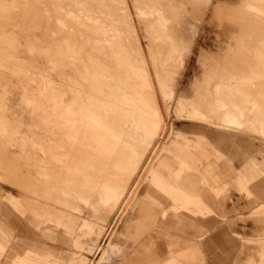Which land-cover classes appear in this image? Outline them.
<instances>
[{"label":"rangeland","instance_id":"obj_1","mask_svg":"<svg viewBox=\"0 0 264 264\" xmlns=\"http://www.w3.org/2000/svg\"><path fill=\"white\" fill-rule=\"evenodd\" d=\"M144 1L140 7L148 11L147 15L137 14L138 6L127 0L129 17L122 18L119 11L113 13L109 34H99L92 24L79 25L76 19L66 17L55 22L49 13H39L41 9L47 10L48 0H0V214L10 216L21 228L29 230L30 238L37 239L40 245L74 254L68 264H118L122 257L133 254L141 238L138 228L133 234L120 237L121 226L112 240L120 250L111 253H107L106 237L102 243L90 244V240H99L111 232L138 201L145 213L152 214L153 217L145 218L149 223L160 221L163 210H171L170 199L183 209L197 207L185 194L160 185H192L196 181L206 184L207 177L200 169L207 159L203 155L210 153L209 159L218 157L222 163L231 159L237 169L230 172L233 176L245 167L247 177L238 178L243 192L235 186L220 193L201 187L206 195L214 196L226 207L217 218L219 228L197 232L190 225V229L180 225L175 232L194 233L197 239L204 234L208 244L218 234L219 245L210 242L205 249L211 264H251V260L264 264L259 244L264 226L256 223V217H264V172L252 169L253 158L264 159V140L258 137H264V103L256 102L248 93H262L264 97V0ZM217 4L234 9L228 10V15L225 12L221 19L215 14ZM153 9L171 19L167 23L173 30L167 31V35L173 34L174 42L150 22H155ZM176 42L180 43L181 52L169 58L170 43ZM235 42L239 43L237 51H242V57L235 53L232 57L241 58L242 62L224 67L218 78L207 82L205 89L198 86L204 94L199 99L200 113L204 111L213 122L203 125L201 121H186L194 108L188 105L179 112L178 98L168 95L170 87L178 95L192 97V84L205 71L201 64L204 57L215 56L230 44L236 46ZM142 52L148 61L163 120L161 131L145 142L143 127L134 122L143 121L151 130L154 118L142 117L138 104L150 108L131 82L144 67ZM155 65L162 69L167 66L162 81L154 74ZM231 77L255 87L256 91H251L244 84L242 91L248 94L233 92L222 97L237 117L252 123L258 131L220 121L217 114L221 112L214 101L207 107L205 100L216 98V85L222 78ZM165 79L170 80L169 84ZM206 129L208 135L203 133ZM213 134L230 139H214L208 144L205 137ZM244 137L256 138L255 145L250 146ZM242 138L245 140L239 142ZM177 140H184L185 144L177 145ZM147 189L155 197L170 199L156 203L145 197ZM171 215L172 212L167 221L174 220ZM37 225L42 230H37ZM145 226L148 225L144 224L142 229ZM46 228L56 230L57 239L51 232L50 236L45 234ZM62 231L73 239L77 235L75 247H71L69 237ZM0 239V264L2 260L4 264H26L17 255L24 253L22 241H11L1 228ZM159 241L162 245L166 242L163 238ZM39 260L51 264L50 258Z\"/></svg>","mask_w":264,"mask_h":264},{"label":"crops","instance_id":"obj_2","mask_svg":"<svg viewBox=\"0 0 264 264\" xmlns=\"http://www.w3.org/2000/svg\"><path fill=\"white\" fill-rule=\"evenodd\" d=\"M218 5L224 6L226 8L225 11L234 9V7H231L229 5L217 4L215 6V12H216L215 14L217 16L218 14L216 7ZM219 18L223 19V17H219ZM227 33L228 32L226 31V34ZM235 43L237 44L236 46L230 44L227 47V49L220 51L215 56L204 57L205 60L201 61V64L203 65L205 70L204 74L201 78H196L192 84L194 95L192 97H186V96L178 95L177 91L175 92V96L178 98V104H179L177 106L178 111L180 108V104L188 105L189 103L191 104L194 103L196 105L201 106L199 99L200 97H204V94L200 93L198 86L201 85V88L205 89L207 87L206 86L207 82L218 78L224 67L226 68L229 66H234L239 64L238 62H242L241 58L235 59L232 57L234 53L238 57H242L241 56L242 51L241 50L237 51V49L240 48L239 43L238 42ZM222 79H227V78H222ZM210 98H207L206 100ZM203 113L206 114L204 111ZM189 122H194V121H189ZM194 123H199V122H194ZM200 124L205 125L204 122ZM211 128H217V127L212 126ZM207 130L208 129H206V131H204L203 133H206L208 135ZM254 135L258 136L259 134H254ZM258 137H261L264 140L263 136L259 135ZM244 138L247 139L246 137ZM244 138L239 139L238 141L239 142L244 141L245 140ZM214 139L229 140L230 137L225 136L218 138L216 137L215 134H213L212 137H208V138L207 136L205 137V140H207L208 144H210V142L208 141L211 140L213 141ZM255 139L251 138V140L247 139L246 141L248 143L250 142L249 143L250 146H253L255 145L254 144ZM183 142L184 140H179L178 143L176 144L183 146L185 144ZM201 144L207 145L206 143H201ZM207 155H203V157L204 158L206 157L207 159H206V163L202 162L203 163V166H201L202 170L200 169L202 175L207 177L206 184H202L200 183V181H196V183L192 185L169 184L170 187H168L167 184L160 185L162 188H173L174 190L173 192L175 193L185 194L186 198L190 199L191 201H194L192 203L197 204V207L186 205L188 209H183L181 204L175 203L168 196H166L165 198L158 196L159 197L158 198L153 195L151 190L147 189L145 195V197L147 196V199H153L155 200L156 203L163 204L164 203L163 199L166 200V198H169L170 201L172 202V205L170 207L171 210H163L160 221L154 220L152 221V223L151 222L149 223V221L145 220V218H150L153 216L151 213H145L144 208L142 207L143 205L142 204L140 205L141 201H138L136 202L134 207L130 209L123 216L121 221L112 228L111 232H107L99 240L96 237L93 238L92 240H90L91 242L90 244L95 243L96 241L102 243L101 240H103L104 237H106L107 242H105V244L107 248L109 247L107 253L109 252L111 253L114 252L117 248H119V244L117 242H112V240L116 236V233H118L119 228L121 226L123 227L119 233L120 237L131 235L138 228L139 233H141L140 234L141 238L139 239L136 248L133 250V254L129 256L125 255L124 257L121 258V261L118 264H195V263L211 264L210 259L205 254V249L206 246L208 247L209 245H211L210 242H212L213 246L215 244L219 245L220 236L218 234L214 235L208 244L205 241L206 236L204 234L202 236L201 235L199 236L201 237V239H197L196 238L198 236L197 234L194 233L191 234L189 232H186V235H181L175 232L176 230L175 228H177L180 225H186L188 229H190V227L196 228V230H198L197 232H201L202 230L205 229L209 231L208 228H210V230L218 229L219 220H217V218H219L221 213L223 214L225 213L226 207L222 205L221 201L216 200L214 196L206 195L205 192H203L205 191L203 189L209 188L210 190L212 189L213 191L220 193L221 191L225 192L226 188L229 186H235L239 189L240 192H243L241 190V187L238 185V178L247 177L246 174L247 171L245 170L244 167L243 171L235 173V176H233L234 173H230V172H232L235 168L233 164H231V159H228L227 162L222 163L217 156H215L217 157L216 159H209L211 154L208 153ZM252 160H253L252 169L255 171L258 170L264 172V159L258 160L253 158ZM262 187L264 190V182ZM208 192L209 191H206V193ZM158 193L162 194V192L160 191H158ZM17 200L18 198L14 200V203L17 202ZM14 206L18 208V210H20L18 205L15 204ZM262 207H264V205ZM171 212L172 215L170 217L174 218V220L167 221V218L169 217ZM256 218H257L256 223L262 224L264 226V217H256ZM187 220H191V221L188 222ZM144 224L148 226L147 227L145 226V228L142 229L144 227ZM80 225L81 224H79V226ZM0 228L4 231L5 236L8 237L11 241H14L17 238L25 244L24 253L23 254L17 253V255L19 259H24V262H26V264H44V262L39 259H45V258H50L51 264H68L74 258V254L66 255L60 251H57V249L56 250L53 249L51 246L48 247V246L40 245L37 239L30 238L29 230H27L26 228H21V225L15 223L10 216L0 214ZM36 229L42 230V227L38 228L37 225ZM49 232H51L52 237L56 238L55 236V234L57 233L56 230L52 228L44 229L45 234L49 235L50 234ZM62 232L64 233L65 236H67L64 231ZM261 235H263V237L260 238L259 240V244L261 247L260 255L262 256V261H264V229H262ZM67 237H69V241L66 240L63 242L66 243L68 241L71 244V247H75V242L77 243L76 239L78 238L77 235L75 236L74 239L72 236H67ZM160 238H163L166 241L165 244L162 245V243L159 241ZM0 241L3 240L0 239ZM87 246L91 247L90 245ZM15 251L18 252L17 249ZM6 255L8 256V254ZM30 257H32L31 260L29 259ZM33 258H37L38 260ZM14 261H18V259H15ZM4 263L2 260V264ZM251 264H254V261L251 260Z\"/></svg>","mask_w":264,"mask_h":264},{"label":"bare ground","instance_id":"obj_3","mask_svg":"<svg viewBox=\"0 0 264 264\" xmlns=\"http://www.w3.org/2000/svg\"><path fill=\"white\" fill-rule=\"evenodd\" d=\"M36 1V0H35ZM177 2H180L178 0H175ZM44 2V1H43ZM135 6H138V10L139 12L137 14L140 15H147L148 11L142 9L140 7V5L142 3H144L145 1L143 0H133ZM165 2V1H164ZM36 3V2H35ZM47 3V2H45ZM1 5H6L5 3H2ZM38 5V4H37ZM149 8V7H148ZM175 8V7H174ZM178 8V7H177ZM231 9V8H230ZM154 10V15H155V22L150 21L151 23H154V27H159L162 29L164 37L165 38H170L171 42L172 41V37H175L172 33V37H170V35L168 36L167 33L170 32L169 30H173L170 29L169 26H171V24L168 25V23H170L171 19L169 20L168 18H166L165 13H162L161 10H157V9H153ZM165 10V9H164ZM166 10H168L166 8ZM217 10V14L219 17H225L224 14L226 10V8L222 5H218L216 7ZM119 11V12H118ZM49 13L50 14V18L52 20L56 21H60L62 19V17H66V18H74L77 20V23L79 25H88V24H92L91 26L93 28H96L97 33H103L106 32L108 33V26L112 23L109 24L110 21V17H112L113 13H119L120 15H122V18L129 17V13L128 12V4H127V0H48L47 3V10L41 9L39 10V13ZM216 13V12H215ZM112 15V16H111ZM228 15V12L227 14ZM131 16V15H130ZM230 16V15H229ZM227 16V18L229 17ZM231 17V16H230ZM170 18V17H169ZM132 19V18H131ZM124 20V19H123ZM122 20V21H123ZM148 20V19H147ZM125 21V20H124ZM169 21V22H168ZM168 22V23H167ZM258 22V21H257ZM262 22V21H261ZM264 22V21H263ZM149 23V22H148ZM151 23H149L150 25H152ZM172 23V22H171ZM179 23V22H178ZM94 24V25H93ZM148 24V25H149ZM59 26V25H58ZM153 26V25H152ZM149 27V26H148ZM156 27V28H157ZM29 28V27H28ZM61 28V27H60ZM112 28V27H111ZM126 28V27H125ZM130 28V27H129ZM2 29V28H1ZM27 29V28H26ZM158 29V28H157ZM156 30V29H155ZM159 30V29H158ZM156 30V31H158ZM30 31V30H29ZM120 31V30H119ZM160 30V32H162ZM168 31V32H167ZM5 32V31H4ZM130 32V31H129ZM159 32V31H158ZM173 32V31H171ZM175 33V32H174ZM6 34V33H5ZM109 34V33H108ZM170 34V33H168ZM4 35V33H3ZM17 37V36H16ZM55 37V36H54ZM139 38V37H138ZM179 39V38H177ZM176 39V40H177ZM183 39V38H182ZM89 40V39H88ZM175 40V39H174ZM175 40V41H176ZM47 41V40H45ZM169 41V40H168ZM179 41V40H178ZM177 41V42H178ZM185 41V40H184ZM48 42V41H47ZM176 42V43H177ZM180 42V41H179ZM182 42V41H181ZM170 43L172 45L171 49L169 50V58H172L173 56H175L180 50V43ZM133 45V44H132ZM179 46V47H178ZM124 48V47H123ZM128 50V49H127ZM142 50V49H141ZM144 52V51H143ZM143 52L140 54L141 55V62L144 65L141 66L143 67V69L141 70V73L139 74L138 77H132L131 78V82L134 85V88L139 91V95L141 99H145V104L150 108V110H147L143 107V105H139L138 104V108L141 111L142 117H149L151 115H153L154 118V124L150 129L145 127V124L143 121H135L134 124H139L141 125V127H143L144 132L142 134V141L145 142L147 140L152 139L154 136L157 135V133L160 130V126L162 124V110L160 109L161 107H159V103H158V98H157V93H156V89L154 87V83L152 82L151 79V73H150V69L148 68V61L146 59V56L143 55ZM131 53V52H130ZM178 55V54H177ZM134 58V57H133ZM106 59V58H105ZM13 60V59H12ZM15 60V59H14ZM100 61V60H99ZM108 61V60H106ZM133 61V60H132ZM152 61V59H151ZM6 62V61H5ZM78 62V61H77ZM104 62V61H102ZM168 62V61H167ZM170 62V61H169ZM172 62V61H171ZM1 63V62H0ZM166 63V62H164ZM107 64V63H106ZM152 64H155V62H153ZM1 65V64H0ZM4 65V64H3ZM6 65V64H5ZM170 65V64H168ZM172 65V64H171ZM174 65V64H173ZM179 65V64H178ZM16 66V65H15ZM28 66V65H27ZM65 66V65H64ZM75 66V65H74ZM3 67V66H2ZM167 67V66H166ZM164 65L165 69H162L161 67L159 68L158 66L155 65V68L153 69L156 73H154L155 75L158 74L159 81H162V74L166 75L165 73L167 72V68ZM29 68V67H28ZM109 68V67H108ZM170 69V68H168ZM2 70V69H1ZM89 70V69H88ZM172 70V69H171ZM179 70V69H178ZM177 70V71H178ZM243 70V69H242ZM170 71V70H169ZM176 71V70H175ZM242 72V71H241ZM258 72V71H257ZM64 73V72H63ZM90 73V71H89ZM239 74H240V70H239ZM105 76V75H104ZM108 76V75H107ZM157 76V75H156ZM155 76V77H156ZM165 77V76H164ZM230 77V76H228ZM95 78V77H94ZM170 78V77H169ZM174 79V78H173ZM5 80V79H4ZM157 80V79H156ZM166 80V79H165ZM169 80V79H168ZM166 80V81H168ZM243 79H239L237 77H231V78H227V79H222L215 87V99H208L206 100L207 103V107L210 105H213L214 103L216 104V106L219 109V112H221L219 115L217 114V116H221V120L223 123H227L230 125H238V126H244L248 127L249 129H252L254 131H258V129H256V127L254 128V126L252 125V123L247 124L245 121H242V118L237 117L234 108H232L234 111L230 110V104L226 103V101L223 99V95L224 96H228V94L231 95V93L235 92V93H247V92H243V88L245 86H243L244 84L246 85V87H248L251 91L255 90L254 86L250 87L246 82L244 83L242 81ZM76 81V80H75ZM86 81V80H85ZM170 81V80H169ZM168 81V84H169ZM89 82V81H88ZM243 82V83H242ZM93 83V82H92ZM112 83V82H111ZM175 83V82H174ZM161 84V83H160ZM165 84V82H164ZM80 85V84H79ZM100 85V84H99ZM116 85V84H115ZM174 85V84H170ZM248 85V86H247ZM74 86V85H73ZM163 85H161L162 87ZM170 86H166V87H170ZM101 87V86H100ZM77 88V87H75ZM79 88V87H78ZM87 88V87H86ZM158 88V87H157ZM165 88V87H164ZM98 89V88H97ZM159 89V88H158ZM162 89V88H161ZM74 90V89H73ZM77 90V89H76ZM114 90V89H113ZM176 90V89H175ZM175 90L173 87H170L169 89V93L168 95L172 96L173 98L175 97ZM91 91V90H90ZM115 91V90H114ZM246 91V90H245ZM256 91V90H255ZM254 91V92H255ZM262 91V90H261ZM80 92V91H79ZM257 92H260V90ZM92 93V92H91ZM250 94H252L255 97V101L256 102H260V104H262V102L264 103V97L262 96V93L260 94H253L251 92H248ZM247 93V94H248ZM82 94V93H81ZM167 94V92H166ZM86 95V94H85ZM229 95V96H230ZM77 96V95H76ZM88 96V95H86ZM163 96V95H162ZM161 96V97H162ZM235 96V95H234ZM84 97V96H83ZM232 97V96H231ZM244 97V96H242ZM247 97V96H245ZM252 97V96H251ZM168 98V97H167ZM166 98V99H167ZM87 99V98H86ZM164 99V98H163ZM230 100L232 101V98H230ZM229 100V101H230ZM242 100V99H241ZM250 100V99H249ZM96 101V100H95ZM140 101V100H139ZM169 101V100H168ZM167 101V102H168ZM214 101V103H213ZM247 101V100H246ZM82 102V101H81ZM246 103V102H245ZM82 104V103H81ZM249 104V103H248ZM253 104V101H252ZM87 105V104H86ZM179 105V104H178ZM188 105H190L191 107L194 108V111L190 113V118L189 121H194V122H213V119L204 113H200L201 110V106L200 105H196L194 103H189ZM188 105H182L180 104V108H179V112H182L184 109H186V107ZM233 105V104H232ZM258 105V104H256ZM255 105V107H256ZM85 106V105H84ZM234 106V105H233ZM254 106V105H253ZM258 107V106H257ZM81 108V107H80ZM22 109V108H21ZM89 109V108H88ZM257 110V109H256ZM259 112V111H258ZM86 113V112H85ZM217 113V112H215ZM261 113V112H260ZM19 114V113H18ZM87 114V113H86ZM134 114V113H133ZM24 115V114H23ZM129 117H130V113H129ZM18 118V117H17ZM131 118V117H130ZM219 118V117H218ZM93 119V118H92ZM25 121V120H24ZM200 123V122H199ZM264 124V123H263ZM163 126V125H162ZM229 126V125H227ZM264 127V125L262 126ZM161 131V130H160ZM261 131H263L262 133L264 134V129L262 128ZM29 134V133H28ZM170 136V135H169ZM114 138V137H113ZM117 140V139H116ZM257 165V164H256ZM3 167V166H2ZM104 188V187H103ZM110 190V189H109ZM123 192V191H122ZM118 193V192H117ZM121 193V192H119ZM124 193V192H123ZM116 196V195H115ZM80 199V198H79ZM121 200V198H120ZM108 204V203H107ZM116 204V203H115ZM117 206V205H116Z\"/></svg>","mask_w":264,"mask_h":264}]
</instances>
